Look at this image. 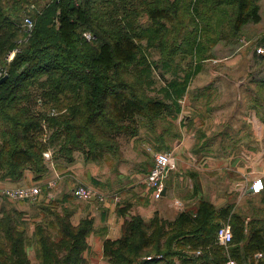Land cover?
I'll return each instance as SVG.
<instances>
[{
	"label": "trees",
	"instance_id": "16d2710c",
	"mask_svg": "<svg viewBox=\"0 0 264 264\" xmlns=\"http://www.w3.org/2000/svg\"><path fill=\"white\" fill-rule=\"evenodd\" d=\"M5 1L0 0V56L19 50L0 84V179L15 183L28 169L36 180L46 178L44 151L55 147V159L72 161L78 152L95 160L111 158L121 136H143L164 151L166 138L180 131L158 122L173 124L182 111L181 98L208 58L209 44L222 37L225 25L237 36L260 19V0H47L28 12L35 27L25 40L19 39L17 12ZM150 48L159 50L158 59ZM253 55L264 60L257 50ZM189 56L196 64L183 68ZM157 70L173 77L153 94L149 86ZM262 72L264 66L253 79ZM258 99L264 102L263 93ZM195 198L171 220L158 213L149 220L126 219L120 237L104 241L107 264H224L227 256L222 260L213 246L222 222L240 216L235 203L217 207ZM51 203H41L34 214L1 207L0 264H33L30 242L40 264H88L93 220L75 225L70 211ZM233 229L230 254L237 263L264 264L256 256L264 252V219L254 216L248 225L233 223Z\"/></svg>",
	"mask_w": 264,
	"mask_h": 264
},
{
	"label": "rangeland",
	"instance_id": "374dc122",
	"mask_svg": "<svg viewBox=\"0 0 264 264\" xmlns=\"http://www.w3.org/2000/svg\"><path fill=\"white\" fill-rule=\"evenodd\" d=\"M46 2L47 0L5 1L7 8H14L15 12L18 14L17 20L20 26L19 29L21 30L19 39L24 37L23 20L28 14L29 8L32 4L43 7ZM259 14L260 19L257 22L249 23L245 27L243 26L242 32L237 36H231L228 25L220 29L222 37L218 41L209 44V52L206 54L208 58L200 62V71L191 78L187 93L181 98L182 111L176 116L173 124L169 120H160L158 122L162 129L167 126L173 127L174 130L177 128L180 131L179 137H186L189 139L187 147L190 145L191 150L192 148L189 142H194V136L191 135L194 131H190L192 126L196 125V127L200 126L201 128V126L203 127L206 125L208 131L204 132L209 134L206 135H213L212 137H214V139L210 145L215 149L218 160L227 157V168L218 170L222 171L224 173L223 175H220L217 170H213L214 172L201 173L204 179L203 183L208 188L207 196H203L202 198L211 200L212 197H215L214 195H217L215 199L218 201L235 203L236 208L234 213L240 216L238 217L239 220L236 218L235 222L234 217L233 219L231 217L232 220L230 219V225L232 229L233 223L239 224L243 222L244 224L245 222V224L248 225L251 222V218L254 216L264 219V190L259 193L249 192L255 180L264 175V155L262 154V148L257 146L256 129L254 127L258 101L256 81L253 80L254 76L261 74L257 72L260 69L262 71L264 66V60H257L256 56L253 55L254 51L257 50L259 46L264 47V0H260ZM150 49V56L158 59L160 56L159 50L156 48ZM260 53L262 55L264 54V52ZM8 54L0 56V64L9 63L7 61ZM181 58L182 57H178V60L181 61ZM195 64L196 60L191 56L181 63L183 68H193ZM183 73L184 71L180 70L179 75L183 76ZM262 74H264V72H262ZM172 77L173 74L170 71L165 72V76L162 75L160 70L155 71L154 76L151 78L153 82L150 83L149 86L150 93L156 94V90L161 88L166 78L170 79ZM173 112L175 114V110ZM200 128H198V131ZM143 130L145 131V129H142V133H144ZM198 131L196 132V139L201 137V132ZM205 133L202 135L204 136ZM179 137L175 139L167 137L165 145L163 146L164 151L173 152L171 154L174 156V166L177 164L175 144L181 139ZM120 142L121 145L118 144L117 151L112 154L113 162L110 161V164L117 168H122L124 174L130 171V168L135 165V161L138 157L148 160L152 157L153 152L158 151L156 148L158 145L143 136H139L138 138L121 136ZM116 143L118 142L116 141ZM45 152H50V150L44 151V158L48 165L50 158L45 155ZM110 159L111 158H107L108 161ZM143 159L142 162L145 161ZM222 164L223 163H220V165ZM241 173H243V175H241ZM197 176L199 179L200 175ZM191 182L193 183L194 180H191ZM32 185H42V191L36 200L0 199V210L2 206H7L9 208L21 206L20 204L22 203H20V201L33 204H41L45 201L48 202L50 199L49 188L47 186L43 187L44 185L41 182L31 184L30 186ZM164 190H166V186H163V191ZM194 190H197V192L199 191L197 187H195L193 191ZM230 190L232 191L230 192ZM182 192L186 196H191L192 189L190 187L185 188ZM197 192L195 193L197 194ZM104 193L109 195V197L111 196L110 198L114 197L116 200L121 199L120 193ZM41 195H43L42 198L40 197ZM97 200L100 201L99 199ZM185 204L187 205L189 203L185 202ZM179 206L182 207L183 205L179 204ZM26 211L29 214L36 213L35 211L31 212L32 210ZM130 217L128 219H130ZM249 230L248 227V232L246 231L248 235ZM233 241L225 245L217 238V244L213 246L216 255L222 256V260L223 255L227 256L225 264H228L227 261L230 258L237 261V259L230 254V248H232L234 244ZM35 246L33 242H30L28 245V253L29 256H31L30 258L33 264H40L41 261L37 256ZM256 256L263 258L264 252L259 251ZM148 258H151V256H148ZM88 260V264L108 263L106 256L101 259L98 258V262H96V259L92 260L88 258Z\"/></svg>",
	"mask_w": 264,
	"mask_h": 264
},
{
	"label": "crops",
	"instance_id": "0c3cea01",
	"mask_svg": "<svg viewBox=\"0 0 264 264\" xmlns=\"http://www.w3.org/2000/svg\"><path fill=\"white\" fill-rule=\"evenodd\" d=\"M263 79L264 74L258 75L257 79L253 80L256 81L258 101L254 125L256 141L257 146L262 148V154L264 155V102L261 103L258 99L262 93L264 95ZM198 128L200 126L196 127V125L190 128L191 132L194 131L191 134L194 136V142H189L192 150L190 145L187 147L189 139L186 137H179L181 139L176 142L177 164L163 179L166 190L161 197L154 196L153 189L146 180L155 160V152L148 160L138 157L135 165L124 174L122 168L110 164V161L113 162V156L109 161L107 157L94 160L87 159L83 153L77 152L72 161L55 159L54 152L58 149L55 147L54 151L50 150L49 174L46 178L36 180L34 172L28 169L21 182L15 183L8 179H0V187L31 185L41 182L44 185L43 187L47 186L49 188L50 199L48 202L52 201L51 205L58 211H70L72 213L71 220L75 225H78L83 218L92 219L93 229L87 237L89 248L86 251V257L92 260L96 259V262H98V258L104 257V241L107 238L117 239L120 237L124 222L130 216L139 215L149 220L154 214L158 213L165 219H174L185 208V202L194 203L197 195L198 198L207 196L208 188L203 183L204 179L201 173L217 170L220 175L224 174L218 170L227 168V157L218 160L215 149L210 145L214 139L213 135L207 136L209 134L204 132L208 131L206 125L201 126L199 131ZM197 131L201 132L199 139H196ZM203 133H205L204 136ZM142 159L145 161L142 162ZM220 163L223 164L220 165ZM197 175H200L199 179ZM261 177L264 179V175ZM191 180H194V182L192 183ZM78 184L93 186L104 192H115L112 194L120 193L121 199L116 200L114 197L110 198V196L106 201L100 202L96 198L90 200L78 198L72 193L73 188ZM189 187L192 189L191 196H186L182 191ZM195 187L199 190L197 194L193 191ZM42 196L40 197L42 198ZM214 196L217 197V195ZM215 197H212L210 201L217 207H224L229 203H233L221 202L216 200ZM20 203L22 204L17 206L18 208L32 210L31 212L35 211L36 213L39 211L37 206L41 205L26 201H20ZM179 204L183 206L181 207ZM123 207H126V209L122 212L120 208ZM226 222L230 223V217L222 223ZM177 261L180 264L179 259Z\"/></svg>",
	"mask_w": 264,
	"mask_h": 264
},
{
	"label": "built area",
	"instance_id": "2783aa9c",
	"mask_svg": "<svg viewBox=\"0 0 264 264\" xmlns=\"http://www.w3.org/2000/svg\"><path fill=\"white\" fill-rule=\"evenodd\" d=\"M41 7L37 6V4H32L29 8V11L40 10ZM35 27L34 18L27 14L23 20V30H24V39L27 40L29 36L32 34ZM84 35L91 39L93 34L90 31L84 32ZM19 48H15L10 51L7 56V61L10 62ZM258 52H264V47L259 46L257 48ZM8 74V65L0 64V81L1 79ZM171 151H156L155 152V162L148 173L146 180L149 186L153 189V193L155 197H161L163 193V179L166 175L169 174L170 170L174 166V156L171 154ZM47 157H51V152H45ZM253 192L259 193L264 190V179L259 177L252 184ZM42 191V187L40 185H15V186H6L0 187V199L10 198V199H21V200H34L36 199ZM73 195L81 199H91L95 197L100 201H105L109 198V195L104 193L103 191L96 189L95 187H91L86 184H78L72 190ZM217 236L219 241L222 244L228 245L233 241L234 232L230 223H223L218 228ZM202 251L200 249L197 250V253L200 254ZM228 264H237V262L230 258L227 261Z\"/></svg>",
	"mask_w": 264,
	"mask_h": 264
},
{
	"label": "water",
	"instance_id": "95a60500",
	"mask_svg": "<svg viewBox=\"0 0 264 264\" xmlns=\"http://www.w3.org/2000/svg\"><path fill=\"white\" fill-rule=\"evenodd\" d=\"M7 78H8V74L5 75V76L1 79L0 84H1L3 81H5ZM253 191H254V190H253V188L251 187V188L249 189V192H253ZM163 193H165V190L163 191Z\"/></svg>",
	"mask_w": 264,
	"mask_h": 264
}]
</instances>
